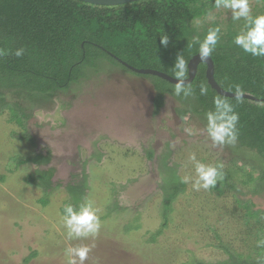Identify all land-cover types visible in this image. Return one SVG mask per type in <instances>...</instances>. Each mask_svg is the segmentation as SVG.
Here are the masks:
<instances>
[{
	"label": "rangeland",
	"instance_id": "374dc122",
	"mask_svg": "<svg viewBox=\"0 0 264 264\" xmlns=\"http://www.w3.org/2000/svg\"><path fill=\"white\" fill-rule=\"evenodd\" d=\"M98 59L71 89L34 109L26 128L8 111L0 115V264H67L66 250L78 246L90 249L84 264H216L235 261L230 254L256 257V221L246 214L264 211V192H253L250 179L259 173L245 164L263 163L214 143L207 120L181 117L171 96L156 113L155 77L129 71L103 53ZM193 154L219 166L218 190L197 191L184 182L167 204V171L176 181L195 177ZM16 156H35L40 164L11 168ZM225 181H235V189ZM87 203L97 210L100 227L69 239L64 209Z\"/></svg>",
	"mask_w": 264,
	"mask_h": 264
},
{
	"label": "trees",
	"instance_id": "16d2710c",
	"mask_svg": "<svg viewBox=\"0 0 264 264\" xmlns=\"http://www.w3.org/2000/svg\"><path fill=\"white\" fill-rule=\"evenodd\" d=\"M251 1V16H258L257 9L264 12V0ZM212 11L216 12L215 17L209 16ZM245 24L243 17L233 20L231 9H216L215 0H141L117 6H97L80 0H0V50L4 51L0 55V115L8 111L12 121L26 128L32 111L85 78L84 67L93 66L100 53L129 71L118 59L136 68L154 69L173 77L176 58L182 55L187 63L185 79L188 63L199 53L200 43L209 29L218 27V42L210 55L215 64L216 81L233 93L239 86L243 94L255 99L220 95L208 83L204 63L200 64L195 80L184 85L191 90L188 96L175 95L176 84L158 76H141L156 78V82L152 80L156 113L166 96L180 103L177 112L181 117L192 114L202 122L207 120L206 113L215 111V99L231 104L239 115L237 138L234 143L225 144L263 163L260 168L245 164L252 172L259 173L250 182L254 184L253 192L260 194L264 192V57H254L234 43ZM165 36L167 45L161 43ZM21 48L23 55L15 56ZM19 134V138H26ZM34 157L16 156L11 168L30 161L40 164ZM152 157L150 152L149 158ZM164 160L166 156L162 157V164ZM168 171L162 185L167 192L165 202L170 204L186 184L179 178L176 181L174 171ZM52 175L53 172L45 189L50 188ZM24 181L32 182L28 177ZM225 182L230 189H235V181ZM217 187L216 183L211 188L217 191ZM242 203L238 201L240 206ZM71 206L77 211L80 207ZM246 216L256 221L257 240L264 241V211L251 209ZM153 235L156 237L157 233ZM230 257L235 261L216 264H264V245L258 246L256 257L241 253Z\"/></svg>",
	"mask_w": 264,
	"mask_h": 264
},
{
	"label": "clouds",
	"instance_id": "9594fccd",
	"mask_svg": "<svg viewBox=\"0 0 264 264\" xmlns=\"http://www.w3.org/2000/svg\"><path fill=\"white\" fill-rule=\"evenodd\" d=\"M215 8L231 9L233 20L244 18L246 21L245 29L237 34L234 43L240 46L244 52L250 53L254 57H264V15L251 16L249 8V0H215ZM211 16V13H209ZM220 29H209L206 37L200 43L199 57L201 60H207L218 42V34ZM161 43L167 45L168 37H162ZM24 50L17 49L14 53L19 57L23 55ZM4 51L0 50V55ZM187 63L182 55H178L174 64V75L177 83L174 89L175 95L179 96L183 93L188 96L190 89L184 86V76L186 73ZM202 94L205 91L201 89ZM237 98L243 96L242 89L237 86ZM215 111L206 113L207 133L214 143L232 144L237 138V123L239 115L234 111L233 106L222 99H215ZM190 159L195 165V177L185 176L183 182H192V187L199 191L201 188L207 190L215 186L217 180L222 177L219 166L206 165L197 161L195 154ZM97 210L93 208L91 203L82 204L79 210H74L73 206L68 205L64 209L63 223L67 229L69 239L88 237L94 235L99 227V218L96 214ZM258 244L264 245V241H258ZM90 249L87 246L69 247L66 250L68 257L67 264H84L88 257Z\"/></svg>",
	"mask_w": 264,
	"mask_h": 264
},
{
	"label": "water",
	"instance_id": "95a60500",
	"mask_svg": "<svg viewBox=\"0 0 264 264\" xmlns=\"http://www.w3.org/2000/svg\"><path fill=\"white\" fill-rule=\"evenodd\" d=\"M85 3L97 5V6H117V5H123L127 3H132V2H137L141 0H80ZM124 66L132 70L133 72L139 73V74H144V75H155L158 76L164 80H167L173 84L177 83L176 77H173L171 75H168L164 72L154 70V69H145V68H136L131 66L130 64L122 61L121 59H118ZM206 64L207 70H206V78L208 80V83L210 86L216 90L220 95L225 96V97H230V98H237L236 93L229 92L222 88L218 82L215 79V64L211 56L207 60H201L199 57V53L196 54L191 58V60L188 63V77L184 79V85L191 84L197 75L198 68L200 64ZM241 98H249V99H255L251 95L248 94H243Z\"/></svg>",
	"mask_w": 264,
	"mask_h": 264
}]
</instances>
